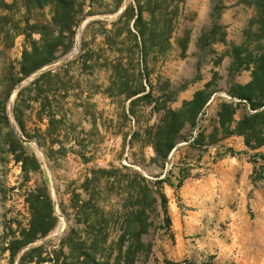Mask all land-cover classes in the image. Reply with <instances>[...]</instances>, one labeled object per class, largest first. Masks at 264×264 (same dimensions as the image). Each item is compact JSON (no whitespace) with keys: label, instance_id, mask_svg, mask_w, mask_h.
Masks as SVG:
<instances>
[{"label":"rangeland","instance_id":"obj_1","mask_svg":"<svg viewBox=\"0 0 264 264\" xmlns=\"http://www.w3.org/2000/svg\"><path fill=\"white\" fill-rule=\"evenodd\" d=\"M259 1L186 0L170 53L158 60L150 58L147 63L141 57L130 63L126 56L121 60L113 52L95 23L103 22L105 29L111 30L133 0H123L119 9V0H79L83 12L73 48L65 55L57 54L55 62L24 80L7 101L9 80L19 70L27 43L24 35L10 32L5 37L0 32V131L6 132L5 107L12 127L21 134L13 113L17 95L52 71L61 75L64 85H56L49 97L41 96L32 104L27 125L32 133L36 127L47 129L49 121L37 116L46 105L45 109L56 112L61 125L59 139L68 150L65 157L53 162L35 141L27 142L41 170L26 186L22 165L0 153V264H19L21 256L32 248L56 251L70 228L79 229L76 211L70 209L71 193L77 191L87 199L81 187L86 177H92V171L122 166L153 181L167 178L174 185H165L171 230L160 229L162 219L153 217L154 225L146 238L154 241V260L160 264H264V146L249 150L242 136L229 137L213 146H197L201 132L209 137L216 128L221 131L222 104H233L236 109L233 129L246 114L255 113L248 103L232 99L229 91L250 84L254 70L264 60V10ZM5 2L12 4L13 0ZM9 13L16 21L26 19L24 9L12 13L0 9V15ZM30 18L32 23L47 25L52 19L51 8L35 10ZM89 24L94 25L87 29ZM68 36L64 33L63 42ZM33 38L39 41L41 36L34 34ZM83 42L87 44L85 51ZM236 55L245 63L238 73L232 70ZM127 84L141 85L145 92L139 98L127 99L121 94V86ZM207 87L213 93L211 100L203 113L194 117L191 109H184L185 104ZM183 109L186 118L181 119L182 140L165 163L154 162V148L144 142L166 130L168 111ZM179 180L182 186L177 188ZM45 181L58 223L47 237L13 259L9 244L31 219L26 191ZM59 201L69 207L70 222L61 213ZM119 202L116 196L106 201L107 211L121 210ZM120 233L117 224L112 239Z\"/></svg>","mask_w":264,"mask_h":264},{"label":"trees","instance_id":"obj_2","mask_svg":"<svg viewBox=\"0 0 264 264\" xmlns=\"http://www.w3.org/2000/svg\"><path fill=\"white\" fill-rule=\"evenodd\" d=\"M122 2L123 0H119L117 3L118 9ZM185 2L186 0H133L112 24L111 30L105 29L103 22L98 21L95 24L101 27L106 44L121 60L126 56L130 63H134L141 57L147 63L150 58L158 60L170 53L173 34ZM258 5L264 10V0L259 1ZM48 7L51 8V22L47 25L36 21L32 23L31 13ZM0 9L11 13L15 9H24L26 13V19L20 21H16L10 13L0 15V32L5 34V37H8L10 32L24 35L27 43L19 70L9 80L7 101L12 91L24 80L55 62L57 54L65 55L73 48L78 18L83 9L79 0H13L12 4L0 0ZM23 22L24 27L21 26ZM93 25L89 24L87 29ZM7 26L9 31L6 32ZM66 32L69 36L65 43L63 36ZM34 34L40 35L41 39L35 40ZM86 46L83 42V51ZM86 55L87 53L83 58ZM234 58L232 70L241 72L245 63L239 60L237 55ZM61 79L59 73L50 71L19 91L13 113L21 134L12 127L4 107L3 127L6 132L3 134V130L0 131V153L2 156L12 157L16 163L22 165L24 186L31 182L33 174L41 170V163L35 153L29 152L27 142L35 141L45 156L53 162L68 153L65 144L59 139L61 125L56 121L54 110L45 109V105L37 113L40 120L49 121L45 131L36 127L32 133L27 125V112L32 110V104H36L41 96L49 97L55 91L56 85H64ZM121 88V94L127 99L139 98L145 92L141 85L134 87L127 84ZM212 95L208 87L198 91L194 99L185 104L184 109H191L189 113L198 117L203 113ZM229 95L232 99H238L239 104L248 103L255 113L246 114L233 129L236 109L233 104H222L219 113L221 131L216 128L209 137L201 132L197 138V146H213L229 137L242 136L249 150H258L264 146V60L254 70L253 81L243 88L229 91ZM45 100L49 101L48 98ZM184 109L179 112L168 111L166 120L169 125L166 130L161 129L153 140L144 142L145 146H153L154 162L165 163L172 150L182 140L179 133L183 128L181 119L186 118ZM56 146H59V149H56ZM165 185L174 187L167 178L153 181L126 166L120 169L111 167L92 171V177H86L81 187L87 199H83L77 191L71 193L70 209L76 211V224L79 229L70 228L56 251L48 253L43 247L29 249L21 256L19 264H160L153 259L154 241L146 238L153 228V217L162 219L163 225L160 229L166 232L171 230L172 218ZM181 186L182 180H179L177 188ZM114 196L119 198L121 204V210L115 213L107 211L105 203ZM25 202L31 210V219L28 227L20 229L19 236H15L9 244L8 249L13 259L39 239L47 237L58 223L54 200L46 181L41 185L37 184L35 188H28ZM59 208L70 222L69 207L59 201ZM117 224L121 233L116 239H112L111 232ZM81 227L83 228L80 229Z\"/></svg>","mask_w":264,"mask_h":264},{"label":"bare ground","instance_id":"obj_3","mask_svg":"<svg viewBox=\"0 0 264 264\" xmlns=\"http://www.w3.org/2000/svg\"><path fill=\"white\" fill-rule=\"evenodd\" d=\"M78 48V47H77Z\"/></svg>","mask_w":264,"mask_h":264}]
</instances>
